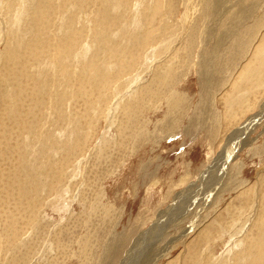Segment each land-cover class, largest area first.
<instances>
[{"label":"rangeland","instance_id":"1","mask_svg":"<svg viewBox=\"0 0 264 264\" xmlns=\"http://www.w3.org/2000/svg\"><path fill=\"white\" fill-rule=\"evenodd\" d=\"M88 1L0 0V264H121L125 252L145 230L148 235L137 247L141 256H149L156 264H264V114L254 117L260 110L264 112V29L257 26L264 23V0H231L237 8L245 6L237 19L232 14L228 19L213 14L210 6L215 0H171L173 15L164 13L160 22L145 14L151 9L150 0H132L130 6L126 0ZM102 2H107L106 7ZM165 2L167 5L168 0L162 2L163 11ZM102 8L112 10L104 16ZM189 15L193 21L197 17L196 21ZM180 19L186 22L181 24ZM213 19L222 30L227 20H233L238 30L218 42L215 36L221 33L204 28ZM74 23L76 33L81 32L80 41L61 51L60 41L75 32ZM9 40H13L11 45ZM30 49L36 60L32 58L24 70L13 67V75L5 78L2 72L7 63L3 61L8 58L15 64L14 56L22 58ZM259 51L263 53L260 60ZM231 53L233 57H229ZM206 75L215 81L209 85L211 97L203 80ZM20 76L39 88L31 100L33 105L16 98L11 82ZM229 87L231 95L225 92ZM221 96H226L224 110ZM207 97L210 103L205 101ZM207 103L210 108L204 116ZM21 106L25 112H16ZM171 115L179 125L168 130ZM250 118L251 132L245 137L250 143L236 145L218 180V169L225 161L216 158L225 139L221 135L214 139L210 133L214 135L219 127L221 134L224 119L232 131ZM208 168L209 176L202 178ZM160 211L163 219L157 223ZM201 229L208 233L199 235ZM252 236L259 244L250 241ZM193 240L197 245H190Z\"/></svg>","mask_w":264,"mask_h":264},{"label":"bare ground","instance_id":"2","mask_svg":"<svg viewBox=\"0 0 264 264\" xmlns=\"http://www.w3.org/2000/svg\"><path fill=\"white\" fill-rule=\"evenodd\" d=\"M5 1V0H4ZM7 1V0H6ZM10 1V0H9ZM19 1V0H18ZM46 1H48V0H46ZM94 1V0H93ZM99 1V0H98ZM112 1V0H111ZM126 1H128V5L130 6L132 3V0H126ZM137 2L139 1V0H136ZM148 1V0H147ZM165 1H167V0H165ZM169 1H171V0H168V4L166 5V2H165V9H164V11H163V8L161 7V5H163L162 4V2H163V0H150V2H152V6L150 5V2H149V5L151 6V9L149 10V11H147L145 14L146 15H150V16H152L153 18H151V17H149V18H151V20L152 19H154L155 17H156V19L160 22V18H162V16H163V14L164 13H166V14H168V15H170V16H172L173 14H170V12L171 11H174V10H172V8L173 7H171V6H169L170 5V2ZM173 1V0H172ZM171 1V2H172ZM192 2V1H194V0H189V1H187V2ZM196 1V0H195ZM201 1V0H200ZM242 1V0H241ZM15 2V1H14ZM49 2H51V1H49ZM64 2V1H63ZM74 2V1H73ZM80 2V1H79ZM87 2H89L88 0H87ZM113 2V1H112ZM115 2V1H114ZM118 2V1H117ZM173 2H175V0L173 1ZM172 2V3H173ZM176 2H179L180 3V0L179 1H176ZM175 2V3H176ZM187 2H185V3H187ZM206 2V1H205ZM204 2V3H205ZM233 2H234V0H233ZM232 2V3H233ZM245 2V1H244ZM249 3L251 2V0L250 1H248ZM7 3V2H6ZM16 3H18V2H16ZM15 3V4H16ZM37 3V2H36ZM45 3H47V2H45ZM81 4H82V2H80ZM105 3V2H104ZM103 2H102V4L105 6V4L107 3H105L104 4ZM183 3V2H182ZM184 3V4H185ZM196 4H197V2H195ZM200 3V2H199ZM209 3V2H208ZM232 3H231V0H215V2H213V5H208V7L210 6V10H211V12L213 13V14H215V15H217V17H222V16H224V15H226V18L227 17H229V15H231L232 14V17L233 18H235V19H237L239 16H240V14H241V12L243 11L244 12V9H245V6L244 5H240L239 3V6H238V8H237V6L236 5H232ZM242 3V2H241ZM14 4V5H15ZM78 4V3H77ZM112 4V3H111ZM174 4V3H173ZM184 4L182 5V6H184ZM188 4V3H187ZM192 4H194V3H192ZM195 4V5H196ZM211 4V3H210ZM235 4V3H234ZM13 5V6H14ZM50 5V4H49ZM100 5V4H99ZM109 5V4H108ZM113 5V4H112ZM122 5V4H121ZM133 5V4H132ZM148 5V6H149ZM176 5V4H175ZM181 5V4H180ZM179 5V6H180ZM186 5V4H185ZM199 6H200V4H198ZM203 5V4H202ZM1 6V5H0ZM5 6V5H4ZM45 6V5H44ZM101 6V5H100ZM100 6H98L99 8H100ZM149 6V7H150ZM164 6V5H163ZM194 6V5H193ZM207 6V5H206ZM205 6V7H206ZM10 8H11V6H9ZM64 7V6H63ZM76 7V6H75ZM103 7V6H102ZM106 7V6H105ZM109 7H111V5L109 6ZM144 7V6H143ZM147 7V6H146ZM177 7H178V5H177ZM196 6H194V9L196 10L197 8H195ZM203 7V6H202ZM246 7H247V4H246ZM249 7V6H248ZM248 7H247V9H248ZM5 8V7H4ZM7 8H8V6L5 8L6 10H7ZM13 8V7H12ZM17 8V7H16ZM37 8V7H36ZM36 8H34V9H36ZM42 8V7H41ZM72 8V7H71ZM178 8H180V7H178ZM185 8V7H184ZM192 8V7H191ZM207 8V7H206ZM250 8H251V6H250ZM5 9L3 10V12H5ZM104 8H102V10H103ZM108 9H110V8H108ZM107 9V10H108ZM123 9V8H122ZM145 9V8H144ZM193 9V8H192ZM192 9H191V12H190V10H189V12L192 14ZM200 9V8H199ZM199 9H198V11H199ZM204 9V8H203ZM9 10V9H8ZM15 10V9H14ZM33 10V9H32ZM72 10V9H71ZM101 10V11H102ZM106 10V11H107ZM110 10H112V9H110ZM129 10V9H128ZM143 10V9H142ZM194 10V11H195ZM258 10V9H257ZM261 10V9H260ZM17 11V10H16ZM96 11V10H95ZM105 11V9H104V11L101 13V14H103V13H105L106 12ZM130 11V10H129ZM145 11V10H144ZM177 11H178V9H177ZM197 11V12H198ZM7 12H10V11H7ZM31 12V11H30ZM100 12V10L98 11V13ZM123 12H124V10H123ZM125 12H127V11H125ZM180 12V11H179ZM183 12V11H182ZM248 12V11H247ZM250 12V11H249ZM255 12H257V11H255ZM109 13V12H108ZM120 13H122V12H120ZM130 13V12H129ZM176 14H178L177 12H175ZM185 13V12H184ZM184 13H182L181 15H183ZM194 13H196V11L194 12ZM252 13V11L250 12V14ZM263 13V12H262ZM8 14V13H7ZM20 14V13H19ZM29 14V13H28ZM97 14V13H96ZM101 14H99L100 15V17L102 16ZM107 14V13H106ZM105 14V15H106ZM123 14V13H122ZM121 14V15H122ZM247 14V13H246ZM250 14H248V15H250ZM260 14V13H259ZM258 14V15H259ZM4 15V14H3ZM15 15V14H14ZM18 15V14H17ZM32 15V14H31ZM37 15V14H36ZM104 15V14H103ZM104 15V16H105ZM196 15V14H195ZM200 15V14H199ZM34 16V15H33ZM108 16V15H107ZM106 16V17H107ZM120 16V15H119ZM141 16H143L142 15V13H141ZM178 16H179V14H178ZM194 16V15H193ZM201 16V15H200ZM252 16V14L250 15V17ZM6 17H7V15H6ZM5 17V18H6ZM30 17V16H29ZM103 17V16H102ZM105 17V18H106ZM117 17V16H116ZM143 17H145V16H143ZM147 17V18H148ZM164 17V16H163ZM165 17H166V19H167V16L165 15ZM182 17V16H181ZM189 17H190V15H189ZM196 17V16H195ZM248 17V16H247ZM255 17H257V16H255ZM261 17V16H260ZM31 18V17H30ZM37 18V17H36ZM35 18V19H36ZM109 18V17H108ZM127 18V17H126ZM125 18V19H126ZM148 18V19H149ZM197 18V17H196ZM196 18H195V21H196ZM202 18V17H201ZM225 18V19H226ZM254 18V17H253ZM258 18V17H257ZM264 18V17H263ZM11 19V18H10ZM10 19L9 20H7V22L8 21H10ZM102 20H101V22L103 21V18H101ZM119 19H120V17H119ZM118 19V20H119ZM121 19H122V17H121ZM120 19V20H121ZM174 19V18H173ZM185 19V18H184ZM190 19L192 20V18L190 17ZM189 19V20H190ZM208 19V18H207ZM219 19V18H218ZM228 19V18H227ZM231 19V18H230ZM12 20V19H11ZM16 20V19H15ZM97 20H99V17H98V19ZM106 21H107V19H105ZM105 20H104V22L103 23H105ZM117 20V19H116ZM140 20V19H139ZM142 20V19H141ZM157 20H154V21H157ZM181 20V19H180ZM199 20V19H198ZM239 20V19H238ZM248 20V19H247ZM126 21V20H125ZM148 21H150V20H148ZM170 21V20H169ZM168 21V22H169ZM176 21V20H175ZM182 21H184L183 19L180 21V22H182ZM193 21V20H192ZM195 21H193V22H195ZM235 21V20H234ZM246 21V20H245ZM11 22V21H10ZM34 22V21H33ZM55 22V21H54ZM114 22H115V19H114ZM123 22V21H122ZM153 22V21H152ZM151 22V23H152ZM158 22V23H159ZM171 22V21H170ZM179 22V23H180ZM186 21H184V23H185ZM190 22V21H189ZM201 22V21H200ZM207 23H208V21H206ZM218 22V20L216 19V20H212L211 22H210V24H207L204 28H205V31H206V29H209L210 31H213L214 30V32L216 33V35H219L220 33V35H219V37H217V36H215V39L218 41V42H221L222 41V39L224 38V36H226V34H235L236 33V31L238 30V29H235L236 28V24H237V22H235V23H233V20L232 21H229V20H227L226 21V25L227 26H225V27H223V30L222 29H219V28H217V23ZM247 22V21H246ZM251 22V21H250ZM253 22H254V20H253ZM252 22V23H253ZM258 22V21H257ZM1 23V22H0ZM145 23V22H144ZM150 23V22H149ZM177 23V22H176ZM199 23V22H198ZM242 23V22H241ZM245 23V22H244ZM244 23L242 24V25H244ZM249 23V22H248ZM72 24V23H71ZM115 24V23H114ZM118 24H119V21H118ZM117 24V25H118ZM121 24V23H120ZM137 24V23H136ZM153 24V23H152ZM181 24H183V22L181 23ZM195 24V23H194ZM194 24H193V26H194ZM223 24V23H222ZM231 24H233L232 26H231ZM32 25H33V23H32ZM42 25V24H41ZM73 25V24H72ZM72 25H70L71 27H72ZM87 25V24H86ZM109 25V24H108ZM112 25H113V23H112ZM145 25V24H144ZM154 25V24H153ZM171 25H172V23H171ZM177 25V24H176ZM199 25V24H198ZM246 25H247V23H246ZM255 25V24H254ZM264 23L261 25V24H259V25H257V26H259L261 29L263 28L264 29ZM40 26V25H39ZM69 26V27H70ZM75 23H74V27H73V29L75 28ZM107 26V25H106ZM134 26V25H133ZM145 26H147V25H145ZM188 26H189V24H188ZM188 26H186L187 28H188ZM192 26V25H191ZM197 26V25H196ZM195 26V27H196ZM202 26V25H201ZM1 27V26H0ZM87 27V26H86ZM157 27H159L158 26V24H157ZM174 27V26H173ZM176 27V26H175ZM181 26H178V28H180ZM239 27H240V25H239ZM242 27V26H241ZM2 28V27H1ZM8 28V27H7ZM20 28V27H19ZM33 28V27H32ZM34 28H36V27H34ZM113 28H115V25H114V27ZM127 28V27H126ZM144 28V27H143ZM149 28V27H148ZM168 28V27H167ZM166 28V29H167ZM171 28H172V26H171ZM198 28H200L199 26H198ZM83 28H81L80 29V31L82 30ZM106 29V28H105ZM109 29V28H108ZM151 29V28H150ZM154 29V28H153ZM153 29H151V30H153ZM181 29V28H180ZM185 29V28H184ZM259 29V28H258ZM36 30V29H35ZM59 30V29H58ZM75 30V29H74ZM176 30V29H175ZM190 30V29H189ZM193 30V29H192ZM200 30V29H199ZM3 31V30H2ZM18 31V30H17ZM78 31V30H77ZM109 31V30H108ZM174 31V30H173ZM187 31V30H186ZM196 30H194V32H195ZM202 31V30H201ZM37 32V31H36ZM79 32V31H78ZM107 32V31H106ZM142 32H144V31H142ZM192 33V31H189V33ZM247 32V31H246ZM1 33V32H0ZM5 33V32H4ZM19 33H20V31H19ZM33 33V32H32ZM42 33V32H41ZM107 33H109V32H107ZM141 33V32H140ZM181 33V32H180ZM198 34H199V32H197ZM196 33V34H197ZM13 34V33H12ZM37 34V33H36ZM39 34V33H38ZM69 34V33H68ZM80 34H81V32H80ZM80 34L78 33H76V30H75V32H73V33H71L70 32V36H68L67 38H66V36L64 37V39H61V41H60V49H61V51H65L66 50V48L67 47H69V45L70 46H73L74 44H78V42L80 41V38H81V36H80ZM102 34V33H101ZM105 34V33H104ZM103 34V35H104ZM150 34V33H149ZM182 34V33H181ZM188 34V33H187ZM205 34V33H204ZM213 34V33H212ZM243 34V33H242ZM252 34V33H251ZM256 34V33H255ZM10 35V34H9ZM34 35V34H33ZM63 35V34H62ZM84 35V34H83ZM144 35V34H143ZM142 35V36H143ZM176 35V34H175ZM190 35V34H189ZM188 35V36H189ZM206 35V34H205ZM209 35V34H208ZM247 35V34H246ZM250 35V34H249ZM263 35H264V33H263ZM24 36V35H23ZM36 36V35H35ZM108 36H109V34H108ZM134 36V35H133ZM149 36V35H148ZM148 36H147V38H148ZM198 36V35H197ZM200 36V35H199ZM244 36H245V34H244ZM252 36V35H251ZM257 36V35H256ZM255 36V37H256ZM8 37V36H7ZM7 37H5V38H7ZM12 36H10V37H8L9 39L11 38ZM45 37V36H44ZM99 37H101V35L99 36ZM103 37V36H102ZM141 37V36H140ZM193 37H194V35H193ZM192 37V38H193ZM202 37H203V35H202ZM206 38H207V36H205ZM211 37V36H210ZM234 37V36H233ZM261 37V36H260ZM1 38V37H0ZM4 38V37H3ZM62 38V37H61ZM146 38V37H145ZM144 38V39H145ZM146 38V39H147ZM196 38H198V37H196ZM204 38V37H203ZM242 38V37H241ZM244 38V37H243ZM258 38H259V36H258ZM102 39V38H101ZM134 39V38H133ZM181 39V38H180ZM182 39H184V38H182ZM201 39V41H203L202 40V38H200ZM22 40V39H21ZM31 40H33V38H31ZM36 40L38 41V39L36 38ZM43 40V39H42ZM48 40V39H47ZM143 40V39H142ZM148 40V39H147ZM146 40V41H147ZM173 41H174V39H172ZM188 40V39H187ZM209 39H207V41H208ZM213 40V39H212ZM239 40H241L240 38H239ZM8 41V40H7ZM13 41V40H12ZM12 41L10 42V40H9V42H10V45L12 44ZM20 41V40H19ZM30 41V40H29ZM200 41V42H201ZM244 41V40H243ZM249 42H250V40H248ZM255 41V40H254ZM257 41V40H256ZM264 41V40H263ZM16 42H17V40H16ZM27 42H28V38H27ZM33 42V41H32ZM31 42V43H32ZM52 42V41H51ZM139 42V41H138ZM172 42V41H171ZM183 42V41H182ZM185 42V41H184ZM206 42V41H205ZM205 42H203V43H205ZM25 43V42H24ZM174 43V42H173ZM180 43V42H179ZM196 43V42H195ZM194 43V44H195ZM203 43H201V47L204 45ZM211 43V42H210ZM243 43V42H242ZM242 43H240V44H242ZM255 43V42H254ZM8 44V43H7ZM16 44V43H15ZM21 44V43H20ZM27 44V43H26ZM59 44V43H58ZM186 44H187V42H186ZM185 44V45H186ZM190 44H192L191 42H190ZM233 44V43H232ZM237 44V43H236ZM246 44V43H245ZM248 44V43H247ZM258 44V43H257ZM6 45V44H5ZM22 45V44H21ZM32 45H34V44H32ZM31 45V46H32ZM36 45V44H35ZM88 45V44H87ZM141 45V44H140ZM174 45V44H173ZM180 45V44H179ZM7 46V45H6ZM5 46V47H6ZM52 46V45H51ZM187 46V45H186ZM192 46V45H191ZM219 46V45H218ZM226 46V45H225ZM235 46V45H234ZM9 47V46H8ZM11 47V46H10ZM14 47V46H13ZM16 47H18L17 45H16ZM25 47V46H24ZM29 48H30V45L28 46ZM33 47V46H32ZM42 47V46H41ZM63 47H64V49H63ZM75 47V46H74ZM74 47H73V49H74ZM88 47V46H87ZM146 47V46H145ZM180 47V46H179ZM199 47H200V45H199ZM230 47V46H229ZM15 48V47H14ZM13 48V49H14ZM34 48V47H33ZM56 48V47H55ZM58 48V47H57ZM72 48V47H71ZM70 48V49H71ZM141 48H142V46H141ZM193 49H194V47H192ZM191 48V49H192ZM5 49H7V47L5 48ZM4 49V50H5ZM10 49V48H9ZM23 49V48H22ZM25 49H27V47L25 48ZM34 49H36V48H34ZM82 49H84V48H82ZM153 49V48H152ZM186 49H188V46H187V48ZM247 49V48H246ZM259 49H261V48H259ZM264 49V48H263ZM11 50V49H10ZM14 50H16V49H14ZM41 50V49H40ZM52 50V49H51ZM76 50V49H75ZM85 50V49H84ZM86 50H87V48H86ZM86 50L85 51H83V52H86ZM141 50V49H140ZM155 50V49H154ZM171 50V49H170ZM195 50H196V48H195ZM195 50H193V51H195ZM230 50H231V47H230ZM20 51V50H19ZM38 51V50H37ZM82 51H81V53H82ZM2 52V51H1ZM15 52V51H14ZM17 52V51H16ZM15 52V53H16ZM33 52V53H32ZM136 52H137V50H136ZM175 52V51H174ZM221 52V51H220ZM219 52V53H220ZM6 53V52H5ZM13 53V52H12ZM14 53V54H15ZM21 53H22V51H21ZM44 53V52H43ZM57 53H59V51H57ZM71 53H73V52H71ZM71 53H69V54H71ZM80 53V52H79ZM138 53V52H137ZM190 53H192V52H190ZM205 53V52H204ZM209 53V52H208ZM228 53H229V51H228ZM236 53V52H235ZM18 54H20V53H18ZM32 54H33V56H34V54H35V52L34 51H32V49H30V50H28V53H26V54H24V56L22 57V58H17V57H15L14 56V62H15V64L13 63V62H11V61H8L7 59L8 58H6V60L5 61H3V62H5V63H7V64H5V68L3 69V75H4V77L6 78V77H10V76H12L13 74H11L10 75V73H11V69L13 68V67H16L17 68V66L18 67H20L21 69H26L28 66H27V64L28 63H30V61L32 60V58H35V56L33 57L32 56ZM42 54V53H41ZM148 54V53H147ZM146 54V55H147ZM217 54V53H216ZM215 54V55H216ZM226 54H227V52H226ZM226 54H223V55H226ZM236 54H238V53H236ZM262 52H257L256 53V55L258 56V58L257 59H259V58H261V56H262ZM13 54H11V56H12ZM83 55V54H82ZM153 55H154V53H153ZM202 55V54H201ZM207 55V54H206ZM213 55V54H212ZM214 55V56H215ZM7 56V55H6ZM19 56V55H18ZM46 56H47V54H46ZM50 56H52V55H50ZM62 56V55H61ZM66 56V55H65ZM78 56H79V54H78ZM85 56V55H84ZM148 56V55H147ZM185 56H187V55H185ZM234 56V53H231L230 55H229V57H233ZM0 57H3V56H0ZM48 57H49V55H48ZM47 57V58H48ZM80 57H81V55H80ZM171 57V56H170ZM173 57V56H172ZM171 57V58H172ZM175 57H177V56H175ZM197 57H199V56H196V58ZM244 57V56H243ZM67 58V57H66ZM84 58V57H83ZM182 58V57H181ZM191 58V57H190ZM4 59H5V57H4ZM137 59V58H136ZM148 59V58H147ZM150 59V58H149ZM188 59V58H187ZM1 60V59H0ZM12 60V59H11ZM35 60H36V58H35ZM37 60H39L38 58H37ZM168 60V59H167ZM171 60V59H170ZM184 60V59H183ZM217 60V59H216ZM224 60V59H223ZM260 60V59H259ZM150 61V60H149ZM198 61V60H197ZM201 61V60H200ZM215 61V60H214ZM218 61V60H217ZM2 62V63H3ZM32 62H33V60H32ZM45 62V61H44ZM43 62V63H44ZM183 62V61H182ZM186 61H184V63H185ZM188 62V61H187ZM92 63V62H91ZM142 63V62H141ZM184 63H182V64H184ZM242 63V62H241ZM246 63V62H245ZM170 64H173V63H170ZM206 64V63H205ZM237 64V63H236ZM261 64V63H260ZM1 65V64H0ZM29 65H31V64H29ZM61 65V64H60ZM64 65V64H63ZM164 64H162V66H163ZM189 65V64H188ZM2 66V65H1ZM97 66V65H96ZM126 66V65H125ZM144 66V65H143ZM146 66V65H145ZM167 66H168V64H167ZM176 66V65H175ZM175 66H170V68L171 67H175ZM190 66V65H189ZM179 67H180V64H179ZM33 68V67H32ZM31 68V69H32ZM58 68V67H57ZM126 68V67H125ZM143 68H145V67H143ZM147 68V67H146ZM145 68V69H146ZM163 68H165V67H163ZM188 68V67H187ZM222 68V67H221ZM241 68V67H240ZM8 69V70H7ZM30 69V70H31ZM34 69H36V68H34ZM59 69V68H58ZM65 69V68H64ZM176 69V68H175ZM206 69V68H205ZM234 69V68H233ZM1 70V69H0ZM158 70V69H157ZM202 70V69H201ZM218 70V69H217ZM220 70V69H219ZM231 70V69H230ZM235 70V69H234ZM262 70V69H261ZM260 70V71H261ZM5 71V72H4ZM186 71V70H185ZM184 71V72H185ZM226 71V70H225ZM250 71V70H249ZM23 72V71H22ZM176 72V71H175ZM201 72V71H200ZM203 72V71H202ZM16 73V72H15ZM61 73V72H60ZM65 73V72H64ZM146 73V72H145ZM168 73V72H167ZM28 74V73H27ZM138 74H139V72H138ZM158 74V73H157ZM204 74V73H203ZM207 74V73H206ZM226 74V73H225ZM24 75V74H23ZM29 75V74H28ZM124 75V74H123ZM1 76H2V74H1ZM30 76V75H29ZM103 76V75H102ZM141 76V75H140ZM229 76V75H228ZM238 76V75H237ZM237 76H236V78H237ZM17 77V76H16ZM31 77H33L32 75H31ZM203 77V76H202ZM218 77V76H217ZM222 77V76H221ZM231 77V76H230ZM235 77V76H234ZM29 78V77H28ZM34 78V77H33ZM109 78H111V77H109ZM132 78V77H131ZM135 78V77H134ZM137 78V77H136ZM173 78V77H172ZM222 78H224V77H222ZM235 78V79H236ZM8 79V78H7ZM78 79V78H77ZM81 79V78H80ZM156 79V78H155ZM174 79V78H173ZM179 79V78H178ZM225 79V78H224ZM9 80V79H8ZM18 81L16 82V81H14V82H11V85L13 86V88H15L14 89V92L16 93V98L19 100V102H23L24 103V105H33V103L31 102V100L33 99V97L35 98V96L36 95H38V92H37V89H39V88H33L31 85H32V81H31V85H29V84H27V80H26V76H20V77H18V79H17ZM31 80V79H30ZM38 80V79H37ZM132 80V79H131ZM138 80V79H137ZM203 80H205L204 81V84H205V87L207 88V90H208V93H210L209 94V97H211L212 95H211V89L209 88V85H211V82H215L213 79H212V77H210L209 75H206V76H204V79ZM227 80V79H226ZM249 79H247V81H248ZM82 81V80H81ZM174 81H176V80H174ZM217 81V80H216ZM220 82L218 83L219 84V86H220V83L221 82H223L222 81V79H220L219 80ZM237 81V80H236ZM246 81V82H247ZM5 82V81H4ZM85 82V81H84ZM133 82V81H132ZM230 82V81H229ZM240 82V81H239ZM225 83V82H224ZM223 83V84H224ZM249 83V82H248ZM250 83H251V81H250ZM35 84V83H34ZM34 84H33V86H34ZM178 84V83H177ZM235 84V83H234ZM6 85V84H5ZM30 87H29V86ZM83 85V84H82ZM216 85V84H215ZM222 85V84H221ZM231 85V84H230ZM238 85V84H237ZM252 85V84H251ZM80 86V85H79ZM88 86V85H87ZM135 86V85H134ZM218 86V87H219ZM236 86V85H235ZM239 86H240V84H239ZM255 86V85H254ZM253 86V87H254ZM139 87V86H138ZM149 87V86H148ZM157 87V86H156ZM228 87V86H227ZM226 87V88H227ZM241 87V86H240ZM252 87V86H251ZM251 87H249V88H251ZM256 87V86H255ZM254 87V88H255ZM257 87H259V86H257ZM158 88V87H157ZM156 88V89H157ZM177 88V87H176ZM223 88V87H222ZM236 88L237 87H235L234 88V90H236ZM244 88V87H243ZM260 88V87H259ZM212 89H214V88H212ZM218 89V88H217ZM224 89V88H223ZM242 89V88H241ZM248 89V88H247ZM262 89V88H261ZM10 90V89H9ZM94 90V89H93ZM230 90H231V88L229 87L228 89H226L225 90V92H226V94L227 93H229L230 92ZM251 90H252V88H251ZM172 91H174V90H172ZM172 91H171V93H172ZM253 91H256V90H253ZM259 91V90H258ZM262 91H264L263 89H262ZM85 92V91H84ZM125 92V91H124ZM123 92V93H124ZM182 92V91H181ZM233 92V91H232ZM81 93V92H80ZM118 93V92H117ZM213 93V92H212ZM240 93V92H239ZM238 93V94H239ZM251 93V92H250ZM258 93V92H257ZM18 94V95H17ZM82 94V93H81ZM136 94V93H135ZM219 94H222V92L221 93H219ZM230 95H231V93H229ZM237 94V93H236ZM124 95V94H123ZM141 95V94H140ZM181 95V94H180ZM234 95H235V93H234ZM233 95V96H234ZM245 95V94H244ZM259 95V94H258ZM257 95V96H258ZM263 95H264V93H263ZM11 96V95H10ZM119 96V95H118ZM117 96V97H118ZM182 96V95H181ZM216 96V95H215ZM41 97V96H40ZM122 97V96H121ZM134 97V96H133ZM209 97H207L206 98V100L205 101H207V100H209V103H210V98ZM230 97H232V96H230ZM230 97H228L229 98V100L231 99ZM235 97H236V95H235ZM238 97H240V96H238ZM243 97V96H242ZM247 97V96H246ZM254 97H256V96H254ZM261 97V96H260ZM259 97V98H260ZM37 98V97H36ZM39 98V97H38ZM227 98V99H228ZM241 98V97H240ZM264 98V97H263ZM134 99V98H133ZM148 99V98H147ZM219 99H220V102H221V104H222V106H223V110L224 109H226V108H224V106L226 105H224V102H225V100L224 99H226V96H224V98L221 96V97H219ZM4 100H6V99H4ZM35 100V99H34ZM37 100H39V99H37ZM41 100V99H40ZM157 100V99H156ZM165 100V99H164ZM228 100V101H229ZM235 100V99H234ZM233 100V101H234ZM255 100V99H254ZM254 100H253V102H254ZM258 100V99H257ZM264 100V99H263ZM167 101V100H166ZM173 101V100H172ZM238 101V100H237ZM236 101V102H237ZM243 101V100H242ZM2 102V101H1ZM5 102V101H4ZM8 102V101H7ZM40 102V101H39ZM146 102V101H145ZM150 102V101H149ZM232 102V101H231ZM241 102V101H240ZM244 102H246V101H244ZM260 102H262L261 100H260ZM37 103H38V101H37ZM226 103H227V101H226ZM234 103H235V101H234ZM238 103H239V101H238ZM249 103H250V101H249ZM257 103H259V102H257ZM3 104V103H2ZM1 104V105H2ZM21 104V103H20ZM214 104V103H213ZM231 104V103H230ZM245 104V103H244ZM261 104V103H260ZM234 105V104H233ZM236 105V104H235ZM252 105V104H251ZM250 105V106H251ZM259 105V104H258ZM35 106V105H34ZM196 106V105H195ZM231 107H232V105H230ZM239 106H241V104H239ZM243 106V105H242ZM247 106V105H246ZM253 106H254V104H253ZM253 106H251V107H253ZM2 107H3V105H2ZM237 107V106H236ZM15 108H17L16 106H15ZM38 108V107H37ZM117 108V107H116ZM121 108H122V106H121ZM186 108V107H185ZM193 108V107H192ZM208 108H210V104H206V106L204 105V108H203V114H204V116H207V114H208V111H209V109ZM20 110H18V109H16V112H19V111H21L22 110V113H23V111L25 112V110H23L22 109V106H21V108H19ZM26 109L28 110V111H32V109H28V106L26 107ZM120 109V108H119ZM164 109V108H163ZM208 109V110H207ZM228 109V108H227ZM233 109V108H232ZM237 109H238V107H237ZM243 109V108H242ZM8 110V109H7ZM38 110V109H37ZM190 110V109H189ZM11 111V110H10ZM9 111V112H10ZM14 111H15V109H14ZM172 111V110H171ZM177 111V110H176ZM215 111V110H214ZM222 111V110H221ZM239 111H240V109H239ZM238 111V112H239ZM243 111H245V110H243ZM252 111V109L250 110V112ZM34 112H35V110H34ZM38 112V111H37ZM129 112V111H128ZM136 112V111H135ZM146 112V111H145ZM191 112V111H190ZM216 112V111H215ZM237 112V111H236ZM240 112H242V111H240ZM246 112V111H245ZM260 113L257 115V116H254V117H259L260 116V114H264V112H263V110L261 111H259ZM167 113V112H166ZM212 113H213V111H212ZM252 113V112H251ZM16 114V113H15ZM17 114H19V113H17ZM31 114V113H30ZM29 114V115H30ZM36 114V113H35ZM35 114H34V116H35ZM145 114V113H144ZM229 114V113H228ZM240 114V113H239ZM10 115H11V113H10ZM28 115V116H29ZM31 115H33V113L31 114ZM200 115V114H199ZM198 115V116H199ZM202 115V114H201ZM213 115V114H212ZM243 115V114H242ZM245 115V114H244ZM5 116V115H4ZM123 116V115H122ZM197 116V117H198ZM209 116V115H208ZM214 116V115H213ZM6 117V116H5ZM11 117H13V116H11ZM18 117V116H17ZM25 117H27V116H25ZM32 117V116H31ZM30 117V118H31ZM121 117V116H120ZM119 117V118H120ZM158 117V116H157ZM168 117H169V115H168ZM175 117V116H174ZM181 117V116H180ZM230 117V116H229ZM232 117V116H231ZM230 117V118H231ZM29 118V117H28ZM122 118V117H121ZM124 118V117H123ZM195 118V117H194ZM199 118V117H198ZM205 118V117H204ZM241 118V117H240ZM240 118H238V116H237V118L236 119H240ZM253 118V117H252ZM252 118H250L249 119V121L246 123V124H242L241 126H239V127H236V128H234L232 131L231 130H229V123L224 119V122H223V124H224V126H223V129L221 130V131H223V132H221V134H220V129H219V127H217V129H216V133H214V135H213V133H210V134H212V136H213V138L214 139H218V136H220L221 135V140H223V139H225V141H224V145H223V147H222V149H221V151L220 152H218V157L216 158L217 159V161H219V159H224V161H225V163L224 164H222L221 165V167H220V169H218L219 170V172H221V174H219L217 171H216V173H218L219 175H218V180H219V177H220V175H222V173H224V169L226 168V165H227V163H228V160H229V158H231L230 156H231V154H232V152L233 153H235V151L234 150H237L236 149V145H238V144H241V146L243 147V146H245V145H247L248 143H250V141L248 140V139H246L245 140V137H246V135L248 134V133H250L251 132V126H252ZM261 118V117H260ZM21 119V118H20ZM26 119V118H25ZM31 119H33V117L31 118ZM125 119V118H124ZM144 119V118H143ZM148 119V118H147ZM147 119H146V121H147ZM152 119V118H151ZM168 119V118H167ZM190 119H192V118H190ZM200 119H202V118H200ZM223 119V118H222ZM242 119V118H241ZM258 119V118H257ZM36 120V119H35ZM127 120V119H126ZM149 120V119H148ZM160 120V119H159ZM197 120V119H196ZM261 120V119H260ZM26 121V120H25ZM30 121V120H29ZM34 121V120H33ZM110 121V120H109ZM116 121H117V119H116ZM131 121V120H130ZM206 121H207V119H206ZM230 121V120H229ZM236 121V120H235ZM241 121V120H240ZM118 122V121H117ZM145 122V121H144ZM176 119H173V116L171 115V117L169 118V120H168V123H169V125H166V128H168V130L170 129V128H172L173 126H175V125H177L176 124ZM20 123H22V122H20ZM30 122H28V124H29ZM119 123V122H118ZM133 123V122H132ZM212 123H215L214 121L212 122ZM236 124H237V122H235ZM13 124V123H12ZM16 124V123H15ZM27 124V123H26ZM26 124H25V126H26ZM33 124H34V122H33ZM122 124V123H121ZM120 124V125H121ZM130 124V123H129ZM200 124V123H199ZM208 124H210V123H208ZM239 124V123H238ZM237 124V125H238ZM1 125V124H0ZM123 125V124H122ZM125 125V124H124ZM179 125V124H178ZM240 125V124H239ZM28 127H30V124L28 125ZM208 127H210V125L208 126ZM212 127V126H211ZM120 128V127H119ZM174 128V127H173ZM177 128V127H176ZM23 129H24V127H23ZM153 129V128H152ZM225 129V130H224ZM231 129V128H230ZM14 130V129H13ZM159 130V129H158ZM168 130H166V132L167 133H169L168 132ZM1 131V130H0ZM155 131V130H154ZM174 131V130H173ZM229 131H231L230 133H228ZM2 132V131H1ZM129 132H131V131H129ZM156 132V131H155ZM165 132V133H166ZM15 133V132H14ZM13 133V134H14ZM117 133H118V131H117ZM132 133V132H131ZM24 135V134H23ZM33 135V134H32ZM164 135V134H163ZM14 137V136H13ZM84 137V136H83ZM116 137V136H115ZM19 138V137H18ZM35 138H36V136H35ZM161 138V137H160ZM23 139V138H22ZM87 139V138H86ZM85 139V140H86ZM117 139V138H116ZM136 139V138H135ZM213 139V140H214ZM17 140V139H16ZM233 141L235 142L234 143V146H231L230 144L231 143H233ZM88 142V141H87ZM91 142V141H90ZM117 142V141H116ZM158 142V141H157ZM1 144L0 145H3L2 144V142H0ZM106 143V142H105ZM20 144V143H19ZM112 144V143H111ZM115 144V143H114ZM83 145V144H82ZM118 145H120V144H118ZM10 147H11V145H9ZM16 147V146H15ZM20 147V146H19ZM235 147V148H234ZM115 148H116V146H115ZM240 149V148H239ZM3 150V149H2ZM6 150H8V149H6ZM14 151H15V149H13ZM19 150V149H18ZM116 151H117V149H116ZM132 151V150H131ZM18 152V151H17ZM107 152V151H106ZM106 152H105V154H106ZM15 153V152H14ZM116 153V152H115ZM19 154V153H18ZM101 154V153H100ZM105 154H104V157H105ZM111 155H113V154H111ZM110 155V156H111ZM118 155V154H117ZM109 156V158H111V157H113V156H115V154L113 155V156H111L110 157ZM119 157H121V156H119ZM103 159V158H102ZM106 159V158H105ZM233 159V158H232ZM81 160V159H80ZM115 160V159H114ZM117 160V159H116ZM103 161V160H102ZM106 161V160H105ZM124 161V160H123ZM117 162H118V160H117ZM122 162V161H121ZM121 162L119 163V164H121ZM105 163V162H104ZM109 163H111V162H109ZM123 163V162H122ZM216 163V162H215ZM114 164V163H113ZM106 165V166H105ZM105 165H103V166H105V167H107L108 166V162H107V164H105ZM111 165V164H110ZM109 165V166H110ZM114 165H116V163L114 164ZM228 166V165H227ZM17 167V166H16ZM10 169V168H9ZM211 168H208V170H207V174H205V175H202L203 177L202 178H205V176H209L208 174V171L210 170ZM8 170V169H7ZM7 170H6V173H7ZM12 170V169H11ZM15 170V169H14ZM101 170V169H100ZM115 170V169H114ZM9 171V170H8ZM100 172V171H99ZM215 172V171H214ZM113 173V172H112ZM5 174V173H4ZM227 175V174H226ZM21 176V175H20ZM103 176V175H102ZM216 176V175H215ZM19 177V176H18ZM226 177V176H225ZM3 178V177H2ZM10 178V177H9ZM221 178V177H220ZM12 179V178H11ZM22 179H23V177H22ZM149 179V178H148ZM226 179V178H225ZM229 179L231 180L232 178H230L229 177ZM229 179H227V181L229 180ZM9 180V179H8ZM17 180V179H16ZM207 180V179H206ZM7 181V180H6ZM227 181L225 182V183H227ZM257 181H259V180H257ZM11 182V181H10ZM2 183V182H1ZM0 183V184H1ZM7 183H9V182H7ZM234 183V182H233ZM224 184V183H223ZM258 184V183H257ZM11 185V184H10ZM226 186H227V184H225ZM4 186V185H3ZM9 186V185H8ZM15 186V185H14ZM13 186V187H14ZM4 188V187H3ZM7 188V187H6ZM9 189V188H8ZM17 189H18V187H17ZM45 189H47V188H45ZM256 189V188H255ZM10 190H13L12 188L10 189ZM15 190V189H14ZM1 193H2V191H1ZM246 193V192H245ZM6 194V193H5ZM247 194V193H246ZM249 194V193H248ZM250 195V194H249ZM3 197H4V195H3ZM23 197H24V195H23ZM18 198V197H17ZM16 198V199H17ZM186 198V197H185ZM262 198V197H261ZM10 199V198H9ZM15 199V200H16ZM28 199V198H27ZM7 200V199H6ZM18 200H19V198H18ZM181 200V199H180ZM10 201V200H9ZM17 201V200H16ZM26 200H24V203H26L25 202ZM249 201V200H248ZM21 202V201H20ZM18 203V204H22V202L21 203ZM37 202V201H36ZM2 203V202H1ZM30 203H31V201H30ZM34 203V202H33ZM14 204H15V202H14ZM17 204V205H18ZM38 204V203H37ZM37 204H36V206L35 207H38L39 206V204H38V206H37ZM258 204V203H257ZM13 205V204H12ZM11 205V206H12ZM24 205V204H23ZM247 205V204H246ZM5 207V206H4ZM17 207H19V206H17ZM33 207H34V205H33ZM32 207V208H33ZM12 208H13V206H12ZM21 208V207H20ZM23 208V207H22ZM37 209V208H36ZM17 210V209H16ZM15 210V211H16ZM22 210V209H21ZM18 211H19V209H18ZM18 211H16L15 213H17ZM23 211V210H22ZM14 212V211H13ZM19 213V212H18ZM255 213V212H254ZM15 215H17V214H15ZM19 215V214H18ZM113 215V214H112ZM116 215V214H115ZM156 215V214H155ZM23 216V215H22ZM31 216V215H30ZM164 216H166V215H164ZM174 216H176V214H174ZM5 217V216H4ZM3 217V218H4ZM163 217V213H162V211H160L157 215H156V219H157V223H158V221L161 219ZM117 218V217H116ZM179 218V217H178ZM22 219V218H21ZM86 219V218H85ZM163 219V218H162ZM216 220V219H215ZM26 221V220H25ZM97 221V220H96ZM217 221V220H216ZM245 221V220H244ZM28 222V221H27ZM108 223V222H107ZM26 225V224H25ZM154 225V224H153ZM220 225H222V224H220ZM246 225V224H245ZM237 226V225H236ZM207 227H209V226H207ZM206 227V228H207ZM218 227V226H217ZM106 228V227H105ZM206 228H204V229H206ZM260 228V227H259ZM110 229V228H109ZM204 229H201L198 233H199V235H205V232L206 231H204ZM234 229V228H233ZM206 230H208V229H206ZM210 230H212V228L210 229ZM235 230V229H234ZM233 230V231H234ZM109 231V230H108ZM232 231V232H233ZM254 232H257L258 231V229H257V227H256V231L255 230H253ZM253 232V233H254ZM48 233H49V231H48ZM206 233H208V232H206ZM187 234H188V232H187ZM210 234V233H209ZM256 234V233H255ZM258 234V233H257ZM114 235V234H113ZM146 235H148V231L147 230H145V231H142V233H141V235L139 236V238L138 239H136L135 241H134V243H133V246L132 247H130L129 248V246H128V248H129V250H127L126 252H125V254H124V256H123V258L121 259V264H125V262H128L129 260L130 261H132V260H135L134 262H135V264H137V262H139V261H141V260H139L140 258H142V261H141V263L140 264H156V260L155 261H153V260H151L150 258H149V256H144V255H142L141 256V253H142V251L140 252V250H139V248L137 247L138 245H139V241L140 240H142L143 238H145V236ZM115 236V235H114ZM114 236H113V238H114ZM212 236V235H211ZM116 237H117V235H116ZM115 237V238H116ZM207 237V236H206ZM118 238V237H117ZM205 238V237H204ZM48 239V238H47ZM127 239V238H126ZM125 238H124V240H126ZM147 239H149V238H147ZM206 239V238H205ZM258 239H260V238H258ZM114 240V239H113ZM116 240V239H115ZM196 240V239H195ZM195 240H193V241H191V243H190V245L191 244H193V245H195L196 243H195ZM204 240V239H203ZM255 240H257L256 239V236H252V237H250V241L252 242V243H255V244H259L258 242H255ZM261 240V239H260ZM120 241V240H119ZM112 242V241H111ZM122 242V241H121ZM133 242V241H132ZM112 243H115V241L114 242H112ZM118 243V242H117ZM124 244V243H123ZM123 244H121L122 246H123ZM188 244V243H187ZM112 245V244H111ZM110 245V246H111ZM118 244H116V246H117ZM197 245V244H196ZM201 245H203V244H201ZM119 246H120V244H119ZM192 246V245H191ZM151 247H153V246H151ZM190 246H188V248H189ZM112 248H113V246H112ZM205 248V247H204ZM250 248H251V246H250ZM262 248H263V246H262ZM108 249V248H107ZM114 249V248H113ZM112 249V250H113ZM119 249V248H118ZM251 249H255L256 250V248H251ZM111 250V249H110ZM111 250V251H112ZM117 250V249H116ZM119 250H121V249H119ZM118 250V251H119ZM149 250V249H148ZM199 250V249H198ZM204 250V249H203ZM123 251V250H122ZM258 251V250H257ZM95 252V251H94ZM114 252H115V249H114ZM113 252V253H114ZM154 252V251H153ZM164 252V251H163ZM193 252V251H192ZM116 253H119V252H117L116 251ZM122 253H124V252H122ZM147 253V252H146ZM165 253H167V252H164V254ZM195 253V252H194ZM148 254V253H147ZM198 254V253H197ZM116 255V254H115ZM115 255H113V256H115ZM180 255V254H179ZM21 256V255H20ZM95 256V255H94ZM118 256V255H117ZM186 256V255H185ZM188 256H190V255H188ZM192 256V255H191ZM190 256V257H191ZM195 256V255H194ZM193 256V257H194ZM199 256V255H198ZM158 258V257H157ZM259 258V257H258ZM159 259V258H158ZM193 259V258H192ZM195 259V258H194ZM193 259V260H194ZM196 259H197V256H196ZM198 259H199V257H198ZM184 260H185V258H184ZM191 260V259H190ZM189 260V261H190ZM193 260H191L192 262H193ZM158 261V260H157ZM195 261V260H194ZM254 261V260H253ZM257 261V260H256ZM108 262V261H107ZM183 262H185V261H183ZM255 262V261H254ZM198 263V262H197ZM8 264V263H7ZM120 264V263H119ZM192 264V263H191ZM199 264H200V262H199Z\"/></svg>","mask_w":264,"mask_h":264}]
</instances>
